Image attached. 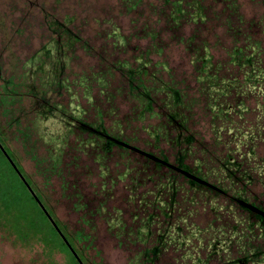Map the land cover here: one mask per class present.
I'll return each instance as SVG.
<instances>
[{
  "label": "rangeland",
  "instance_id": "374dc122",
  "mask_svg": "<svg viewBox=\"0 0 264 264\" xmlns=\"http://www.w3.org/2000/svg\"><path fill=\"white\" fill-rule=\"evenodd\" d=\"M119 1L0 0L2 143L53 219L86 237L74 244L86 264H147L140 254L150 247L148 264H264V238L234 230L241 212H227V196L191 189L147 156L243 192L222 171L232 156L250 170L248 193L263 195L264 0H169L174 32L159 31L163 0ZM116 62L154 94L151 110ZM222 84L231 93L211 96ZM169 87L184 96L189 144L167 118ZM47 104L63 113H44ZM72 115L135 150L104 154L96 134L67 123ZM37 217L12 220L0 206V264H74Z\"/></svg>",
  "mask_w": 264,
  "mask_h": 264
},
{
  "label": "trees",
  "instance_id": "16d2710c",
  "mask_svg": "<svg viewBox=\"0 0 264 264\" xmlns=\"http://www.w3.org/2000/svg\"><path fill=\"white\" fill-rule=\"evenodd\" d=\"M119 2H121V0ZM163 2H164V5L161 7V9L158 10V13H156L157 16L158 15L160 16V17L158 16L157 21H159V19L160 20L162 19L164 23V27L162 28L160 27L159 31H164V32L173 31L179 27L180 24L178 20L180 19V17L175 18L172 14L170 15L166 14L164 6L166 3L169 2V0H163ZM171 4L172 6H175L176 4L179 5V2H176V3L172 2ZM185 5L187 7L190 6L189 4H185ZM182 12L184 11L182 10ZM113 65H115L114 69L115 67L117 69L122 67L126 70L127 69L129 70L126 73L127 79L129 81V84H128L129 91L135 93V96H133L134 98H137V99L139 98L140 101L141 100L144 101V102H141V104L145 103V105L143 104V107H142L143 111H145L146 109L151 110V104L155 102V98L153 96L154 94L151 92V90L147 86H145L143 83L138 82L136 81V79H134L136 74L133 73V70L128 65L124 63L122 65H118V62L113 63ZM122 74L125 75V72H123ZM258 75L259 74H249L247 77V80L248 81L258 80L259 78ZM213 84L217 85L218 83L214 82ZM229 84H227V86L222 84L223 86L219 85V87L217 88L215 86L213 90H211L212 91L211 96L216 95L215 96L216 98H221L225 94H230L231 90L233 89V85L231 87L232 89H229L228 87ZM226 87L228 91L225 90ZM169 89H170L171 103L173 105V108L175 109L172 108L168 111L167 118L168 120L174 123V126L176 125L175 129L177 130V135L175 139L178 140L177 137H180V139L184 143L189 144L194 141V135L193 133H189V134L185 133L188 130L187 118L184 117V119H182L181 118L182 115L180 113L178 114L179 109L184 106V102H183L184 96L182 95V93L180 95V91L176 90V88L173 89L169 87ZM184 108L186 109V107ZM56 109L58 110L59 113L60 112L63 113L62 109L60 110L58 107L56 108L54 105H49V104L46 105V108L43 109V112L51 114L52 116V115H55L54 111H56ZM233 113L235 114L236 112H233ZM67 123H69L71 127L79 126V127H82L84 130L87 129L91 133L96 134L97 138L99 139V142L101 143V144L99 143V146L103 150L104 154L110 151V149L113 146H117L124 151H128V149L135 150L134 148L126 144L124 141H122L120 138L108 134L105 130L101 128L90 126L86 124L85 122L78 120V118L76 119L73 115L69 116ZM0 144L4 148L8 158L13 162V164L16 167V169L13 168L12 164L9 162L5 154L0 149V206L4 209L5 212L8 211L12 213V216L14 217V219L12 218V220H16L18 217H25L26 212L28 211H36L37 216H38L37 218L39 219L37 226H40V224H43L44 226L47 225L49 234L58 238L63 248L70 254V257L74 264H86L84 262L85 258L82 256L81 251L76 249L74 246L75 243H79L85 240L86 237L80 236L81 233L79 232H76L74 236H72L71 234L68 235L65 232L62 226H60V224H58L57 221L53 219L50 210L44 203V200L42 199V197L39 196L38 191L35 190V188L33 187L32 183L28 180V178L24 176V174L21 172L18 164L13 159L12 153L8 150L7 147H5L1 139H0ZM147 156L148 157L151 156L152 159L154 158L152 155H147ZM161 160L162 159L160 160L158 159L157 161H161ZM162 161L166 163L165 160H162ZM226 161H225V164H226ZM159 163L161 164V162ZM167 166L169 167V170H167L168 174L173 173V175L177 177L179 176V173H175L176 171L173 170V168H175L176 170L177 169L179 170L181 167L183 168V166H181V163L178 165L172 166V168L168 164ZM157 167L160 168L159 165ZM54 169H55V166H53L52 164L50 165V168L48 167V170L50 171H54ZM19 173L24 177L26 183L30 187V190L27 188V186H25L24 182L21 180ZM172 188L175 189L174 187ZM31 191L34 193V196L31 193ZM36 198L39 200V202L42 203L47 214L50 215L53 221L56 223L61 234L58 233L57 230L54 228V226L51 224L50 220L47 217V214H45L44 211L41 209ZM26 227H27V230H30V229L32 230V228H34V223L32 222V220H29L26 223ZM61 235L64 236L70 248L68 247V244L64 242ZM156 251H158V248H155V247L144 249L140 254L144 259V263H147V264L152 263L157 257Z\"/></svg>",
  "mask_w": 264,
  "mask_h": 264
},
{
  "label": "flooded vegetation",
  "instance_id": "af4514ba",
  "mask_svg": "<svg viewBox=\"0 0 264 264\" xmlns=\"http://www.w3.org/2000/svg\"><path fill=\"white\" fill-rule=\"evenodd\" d=\"M231 112L234 111L230 110V114H228L229 117H231ZM158 159L159 158H153L152 160L155 163L161 162L162 165L167 166V164L162 160L157 161ZM227 159L228 161L226 164L223 163L222 171H224L227 175L234 176L236 181H240L244 189L243 192L234 191L227 193L226 188L214 185L209 182L208 176L206 174H201L199 169H189L186 166L181 165L183 168L181 167L179 170L173 168V170L176 171L175 173H179V179L191 189L200 190L204 192V194H210L212 192L214 194H224L227 196L231 203V209L227 208V212L229 214L232 213V210L234 212L235 210L241 212L239 213V219L236 220V226L234 227V230H236L238 225L241 227V232L239 233L240 235L260 236L261 238H264V160L262 163V170L258 171L259 182L260 177L263 178V180H261L263 195H260L248 193V189L253 185L254 181L251 177L250 170H241L240 164L234 163V158L232 156H229ZM170 167L172 168V166Z\"/></svg>",
  "mask_w": 264,
  "mask_h": 264
},
{
  "label": "water",
  "instance_id": "95a60500",
  "mask_svg": "<svg viewBox=\"0 0 264 264\" xmlns=\"http://www.w3.org/2000/svg\"><path fill=\"white\" fill-rule=\"evenodd\" d=\"M0 149H1L2 152L5 154V156H6L7 159L9 160V162L12 164L13 168L16 169L15 165L13 164V162H12V161L8 158V156L6 155V152H5L4 148L1 146V144H0ZM19 176H20L21 180L24 182L25 186H27V188L30 190V187H29V185L26 183L24 177H23L20 173H19ZM31 193H32L33 196H34V193H33L32 191H31ZM36 200H37L39 206L41 207V209L44 211V213L47 214V212H46L44 206L42 205V203L39 202V200H38L37 198H36ZM47 217H48V219L50 220L51 224L54 226V228L57 230V232L60 233V231H59V229H58L56 223L53 221V219L51 218V216L47 214ZM60 234H61V233H60ZM61 236H62L64 242H65L66 244H68L67 241H66V239L64 238V236H63V235H61ZM68 247L70 248L69 244H68ZM73 253H74V252H73ZM74 254H75V253H74Z\"/></svg>",
  "mask_w": 264,
  "mask_h": 264
}]
</instances>
